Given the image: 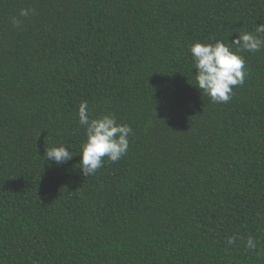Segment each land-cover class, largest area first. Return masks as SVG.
I'll return each instance as SVG.
<instances>
[{
  "label": "trees",
  "instance_id": "1",
  "mask_svg": "<svg viewBox=\"0 0 264 264\" xmlns=\"http://www.w3.org/2000/svg\"><path fill=\"white\" fill-rule=\"evenodd\" d=\"M260 23L264 0H0V264H264V48L228 103L188 51ZM85 100L132 129L87 177Z\"/></svg>",
  "mask_w": 264,
  "mask_h": 264
},
{
  "label": "clouds",
  "instance_id": "2",
  "mask_svg": "<svg viewBox=\"0 0 264 264\" xmlns=\"http://www.w3.org/2000/svg\"><path fill=\"white\" fill-rule=\"evenodd\" d=\"M34 9H21L20 17L34 14ZM12 23L19 26L20 20ZM264 48V24H256L254 32L242 31L230 42L216 40L214 43L193 42L188 51L192 58L195 87L213 103H228L233 87L243 85L247 76L245 59L239 53L258 52ZM78 123L84 128V140L79 146L80 171L85 177L94 175L104 164V159L115 163L126 154L128 137L132 129L118 124L113 114L91 118L88 102L82 101L77 110ZM76 154L64 145L50 147L44 159L57 165L70 161ZM251 240L249 247H253Z\"/></svg>",
  "mask_w": 264,
  "mask_h": 264
}]
</instances>
